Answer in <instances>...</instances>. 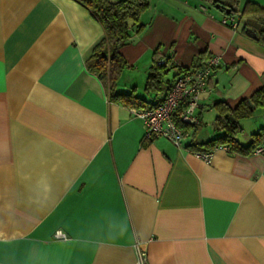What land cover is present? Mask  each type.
I'll use <instances>...</instances> for the list:
<instances>
[{
  "label": "crops",
  "instance_id": "0c3cea01",
  "mask_svg": "<svg viewBox=\"0 0 264 264\" xmlns=\"http://www.w3.org/2000/svg\"><path fill=\"white\" fill-rule=\"evenodd\" d=\"M148 1L120 49L117 93L165 95L144 91L155 51L181 68L219 57L181 148L144 140L143 120L87 69L103 29L84 6L0 0V264H136V245L146 264H264V154L219 148L204 161L186 148L220 134L216 102L264 86V44L243 29L262 26L249 14L223 22L264 0ZM241 122L246 144L264 110Z\"/></svg>",
  "mask_w": 264,
  "mask_h": 264
},
{
  "label": "trees",
  "instance_id": "16d2710c",
  "mask_svg": "<svg viewBox=\"0 0 264 264\" xmlns=\"http://www.w3.org/2000/svg\"><path fill=\"white\" fill-rule=\"evenodd\" d=\"M76 1L84 6L102 26L103 35L92 45L85 59V64L87 69L102 81L110 100L118 101L128 108L156 105L163 97L159 101L145 102L144 99L135 94L134 89L127 93H117L115 91L116 82L127 65L123 55L120 53V49L128 43L133 33H139L144 28L145 24L141 21L140 16L148 7L149 1ZM239 12H241V17L244 14H249L254 17L256 22L260 23L262 27L257 30L251 29L248 26H244L243 29L252 37L255 34L253 38L264 44V8L248 1L244 9ZM153 55L154 58L148 69L144 83V91L148 94L156 95L166 90V94L170 86H166L170 72L174 71L175 68L179 70L186 68L179 67L170 57L164 58L157 51ZM161 58H164V62L158 63ZM172 78L170 81H172ZM215 106L217 108V115L214 120V127L220 134L205 141H200L198 138L192 136L186 148L198 152L214 151L219 146H226L228 147L227 152L230 154L249 155L253 153L258 145L264 143V128L253 133L251 140L246 144L238 139L239 135L244 131L240 121L251 117L257 109L264 110V86L255 90L249 97L241 98L233 107L222 101L216 102ZM174 117L176 124L184 132H187V126H195L181 122L177 114Z\"/></svg>",
  "mask_w": 264,
  "mask_h": 264
},
{
  "label": "built area",
  "instance_id": "2783aa9c",
  "mask_svg": "<svg viewBox=\"0 0 264 264\" xmlns=\"http://www.w3.org/2000/svg\"><path fill=\"white\" fill-rule=\"evenodd\" d=\"M241 12L228 15L223 22L236 29L240 24ZM164 62L161 58L158 63ZM219 64V57L211 55L204 65L198 68L174 69V75L168 91L163 98L154 106L131 107V113L144 122V139L151 141L157 137H164L171 141L176 147H183L187 137L177 124L174 115L189 125H196L200 122L197 110L200 107L199 95L206 89L208 80ZM228 150L226 146H219L216 149ZM213 151H198L196 154L204 161H209ZM253 153L264 154V143L258 145ZM56 238H66V234L57 230L54 233ZM136 264H146L147 255L145 250L136 245Z\"/></svg>",
  "mask_w": 264,
  "mask_h": 264
},
{
  "label": "rangeland",
  "instance_id": "374dc122",
  "mask_svg": "<svg viewBox=\"0 0 264 264\" xmlns=\"http://www.w3.org/2000/svg\"><path fill=\"white\" fill-rule=\"evenodd\" d=\"M240 20H244V18H242V17H240ZM242 121V120H241ZM240 121V123L242 124V122ZM244 125V124H243ZM242 125V126H243ZM249 125H250V123L248 122V124H246V128H245V131H244V133L240 136V137H242V140L243 141H246L249 137H250V127H249Z\"/></svg>",
  "mask_w": 264,
  "mask_h": 264
},
{
  "label": "water",
  "instance_id": "95a60500",
  "mask_svg": "<svg viewBox=\"0 0 264 264\" xmlns=\"http://www.w3.org/2000/svg\"><path fill=\"white\" fill-rule=\"evenodd\" d=\"M216 6H217V7H220L221 4L218 3ZM226 12H227V13H230V9H229V8H226ZM253 37H255V34H253ZM230 119L233 120L232 117H230Z\"/></svg>",
  "mask_w": 264,
  "mask_h": 264
}]
</instances>
